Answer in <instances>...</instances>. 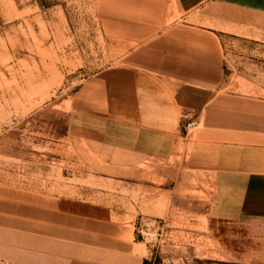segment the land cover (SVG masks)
Listing matches in <instances>:
<instances>
[{"label": "crops", "instance_id": "obj_1", "mask_svg": "<svg viewBox=\"0 0 264 264\" xmlns=\"http://www.w3.org/2000/svg\"><path fill=\"white\" fill-rule=\"evenodd\" d=\"M103 1L115 11L104 23L111 36L132 44L84 86L76 105L83 139L109 169L161 164L167 213L205 218L225 261L264 263V95L231 88L224 48L238 42L264 57V0ZM191 120L199 125L186 133ZM14 198L0 194V260L150 259L140 213L69 197Z\"/></svg>", "mask_w": 264, "mask_h": 264}, {"label": "rangeland", "instance_id": "obj_2", "mask_svg": "<svg viewBox=\"0 0 264 264\" xmlns=\"http://www.w3.org/2000/svg\"><path fill=\"white\" fill-rule=\"evenodd\" d=\"M114 12L103 0H0V194L69 197L140 213L147 223L141 238L152 245L147 264H264L225 261L205 218L167 213L164 186L156 184L167 172L161 164L109 169L83 139L76 105L84 86L132 44L107 30ZM224 48L231 88L264 95L259 50L238 42Z\"/></svg>", "mask_w": 264, "mask_h": 264}, {"label": "built area", "instance_id": "obj_3", "mask_svg": "<svg viewBox=\"0 0 264 264\" xmlns=\"http://www.w3.org/2000/svg\"><path fill=\"white\" fill-rule=\"evenodd\" d=\"M199 123L196 120H191L186 123L185 125V132L190 133L192 132L195 128H197Z\"/></svg>", "mask_w": 264, "mask_h": 264}]
</instances>
